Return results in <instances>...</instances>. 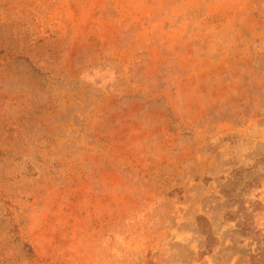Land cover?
Returning <instances> with one entry per match:
<instances>
[{
  "label": "rangeland",
  "instance_id": "374dc122",
  "mask_svg": "<svg viewBox=\"0 0 264 264\" xmlns=\"http://www.w3.org/2000/svg\"><path fill=\"white\" fill-rule=\"evenodd\" d=\"M245 228L264 264V0H0V264H253Z\"/></svg>",
  "mask_w": 264,
  "mask_h": 264
},
{
  "label": "crops",
  "instance_id": "0c3cea01",
  "mask_svg": "<svg viewBox=\"0 0 264 264\" xmlns=\"http://www.w3.org/2000/svg\"><path fill=\"white\" fill-rule=\"evenodd\" d=\"M231 212L230 211H227L225 216L227 217V219H230L231 218ZM243 214L245 215V217L248 216V214L243 211ZM209 218L208 217H205L204 215H201V214H197L196 217H195V221H196V225L198 227V229L201 231V233L205 236V239H206V244H205V248L207 249L210 244H211V241L213 238H215L213 235H212V226H211V223H210V219L208 220ZM249 228V226H247ZM246 229V228H245ZM246 231H249L246 229ZM249 237H253V239L256 241V243L259 245V254L256 255V254H252L250 255V260L253 264H261L262 262V251H261V248H262V238H261V233L257 232L256 229L254 228H251L250 231H249Z\"/></svg>",
  "mask_w": 264,
  "mask_h": 264
}]
</instances>
